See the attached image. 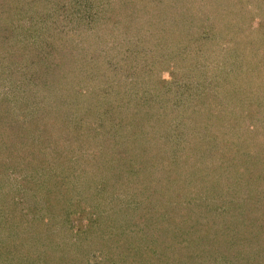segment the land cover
I'll use <instances>...</instances> for the list:
<instances>
[{"label": "rangeland", "instance_id": "1", "mask_svg": "<svg viewBox=\"0 0 264 264\" xmlns=\"http://www.w3.org/2000/svg\"><path fill=\"white\" fill-rule=\"evenodd\" d=\"M20 1L25 4V10L22 13L18 9ZM96 1L98 4L101 3V6L111 3L108 4L111 5V11L121 10V12L117 20H113L118 22L116 34L110 31L113 24L109 17L97 22L99 23L97 34L93 36L94 41L88 49L87 39L83 37L88 29L87 20L80 19V9L82 5L93 4L94 6L97 4ZM186 1L188 3H185L191 7L190 15L193 12L198 18L197 25L194 31L183 33L181 40L177 38L174 40L173 36L172 39L168 38L171 35L167 32L168 30L156 32L142 19H140L141 22L130 19L132 15L127 12V7L141 4L139 0H126L125 3L122 0H92L93 3L90 0H84L81 4L80 0H49L48 3L45 0H0V10H7V12H0V20H2L0 35L7 36L5 33L12 35L11 41L8 37L2 40L3 36L2 38L0 36V73L3 75V83H6L5 77L10 67L14 68V72L16 71L14 76L8 75L12 79L16 76L12 85L6 86L7 88L3 86L4 84L2 85L4 88L0 86V96H3L8 88L17 89L25 97L30 96L32 90H36L29 82L27 75L31 69L29 66L31 56L23 60V63L20 57V51L29 52L28 47L31 46L27 43L29 41L42 52L43 58L52 61L58 53L56 47L67 40L72 47V50L67 52H73L71 57L75 54L81 55V64H86L85 68L90 69L94 74L91 80L88 76L81 79L73 91L64 86L62 89L61 84L57 83V89H59L49 88L47 93L50 97L45 96L46 102L52 103L54 111L65 109V112L75 114L72 115L74 119L70 125L72 130L74 124L80 125L83 121L92 127L83 136L71 133L70 143L74 147L72 151L74 153H68L67 150L71 145H66L63 158L57 156L59 153L55 146L47 148L50 154L45 155L43 151L31 154L28 151L30 147L27 145L23 153L29 155V159H33L32 166L27 167L24 161L16 164L14 156L13 164L10 162L11 158L6 165L3 164L2 168L8 172L1 173L3 169L0 170V185L3 186V189H0V252L3 255L9 252L11 258L6 264H16L21 261L37 264L36 262L43 257L46 258L47 253L48 257L52 253L55 260H61L64 257L61 251H66L67 253H64L68 254L69 247L73 253L80 251L82 241L77 240L74 232L71 233V221H68L75 212L88 214L85 220L91 217L96 218L105 228L111 226L107 229V231L110 230L108 231L110 238L97 239L93 246L95 250L99 247L97 251L100 255L103 254L107 261L112 259L110 248L106 247L113 244L114 236L123 238L126 235H132L130 228L123 232L122 227L133 224L129 216L132 208L141 209L135 189L137 182H148L145 171L140 167L141 157L138 158L137 163H133L135 158L130 152L140 153L150 144L156 148L159 136L162 141L159 142L161 147L158 149L162 151L163 147L170 142L168 149L162 152L170 153L177 158L175 164L173 161L170 163V169L178 168V172L175 173L178 181L173 180L168 184L169 192L167 191L166 194L171 197L170 203H180L182 208L189 205L192 211L205 216V221L215 219V224L222 229L220 231L235 234L239 233V226L234 224L236 218L232 215L241 209L242 202L247 205L251 198L258 210L257 225L264 229V81L257 79V81L244 82L240 85L238 80L248 76L247 66L252 61L260 68L264 65V0ZM60 3L63 4L62 13L53 12L57 7L53 9L51 6L54 4L58 6ZM42 13L50 17L47 16L48 18H41V20L39 16ZM67 13H69L66 20L68 23L62 20ZM55 21L56 23L53 24ZM104 23H107L106 27ZM10 25L14 26L8 27ZM65 25L67 28L78 29L80 33L82 30L84 32L79 35L80 37L71 39V34L65 35L62 31ZM127 26L132 30L130 31ZM126 29L130 33L126 34ZM106 31H110V34L104 35L103 38L102 35ZM48 33L51 34L48 35ZM53 36L55 40L51 39ZM48 44L54 46L53 50L48 49ZM33 50L29 53L34 54ZM90 52L95 59H91ZM107 62L115 65L117 70L114 77L121 79V83L123 81V88H119L118 81L111 83L110 87H105V84L110 81L105 80V75L112 78L109 72L112 64ZM19 63L23 64V69H20ZM89 65L95 67V70ZM63 67L67 68L65 65ZM22 71H25L26 75H22ZM62 72H64L63 68ZM126 77L130 78L129 83H126ZM198 90L205 91V95L207 93L213 95L211 99L207 98L211 101L210 103L203 100L202 102L205 103L200 104L197 110L200 114L204 110L212 113L211 116L215 118L213 122L216 124L210 132L207 131L209 137L211 134L215 140L212 141L211 148L205 149L204 153L210 151L212 153L216 150H221L228 156L235 153L234 165L239 170H234L235 175L232 174V178L234 177V181H241V184L231 191L233 195L231 199H228L226 195L215 197L214 187L205 177L199 178L195 174L193 163L186 169L182 167V154L191 151L190 139L194 131L191 123L186 128L182 124L179 125L178 132L169 128V131L162 133L167 122L164 124V121H161L157 126L156 120L148 121L142 117L126 126L122 125L120 127L122 131L119 132L113 129L112 121L109 119L113 113L122 110L123 105L120 103L127 95L126 98L130 97L133 104L138 102L140 110L145 106L148 107V113L152 114L155 111V104H158L163 106V120H172L173 124L181 123L178 121L190 120L187 113L179 116L172 115L174 117L170 115L177 94L180 92L186 97L188 93ZM35 92L41 94L43 91ZM37 97L41 98L40 95ZM41 100L39 102L42 106ZM109 107L112 108L108 114L106 109ZM103 115L109 116L103 118ZM128 115L126 121H129L133 113L129 112ZM93 117L95 120L92 119ZM207 122H209L208 118ZM208 125L209 123L205 131L209 129ZM3 127V129L6 128ZM150 137L153 139L150 140ZM79 141L83 142L79 143ZM7 143L2 145L7 147ZM78 143L79 146H77ZM96 150L98 153L100 151L97 161L90 160V156L95 155ZM83 151L88 156L83 154ZM127 151L129 154L126 153ZM198 153L200 156L201 149ZM125 158L129 159L128 162L131 164L129 166L133 171L141 173L137 179L133 178L131 173L128 174L129 166L126 168L128 162ZM183 172H189L188 180L184 183L182 182ZM24 182L28 184V188L22 186ZM153 186L151 184L150 187L158 192V187ZM145 192L147 196V191ZM202 201H205L208 207L202 206L200 203ZM204 207L206 210L203 209ZM145 210L143 214L147 215ZM152 210H158V204L155 202L152 204ZM241 215L243 216L244 212ZM239 220L242 221L243 217ZM51 221H53L52 227L48 225L50 228L45 229V226H42L44 222L47 224ZM246 222L244 216V223ZM53 225H58L56 226L57 235L51 232L53 228L54 230L56 228ZM159 227L161 231L158 232L162 234L159 241L166 235V231L167 235H174L172 230L162 229L161 225ZM192 232L191 236L185 234L184 237L193 236L197 239L195 244L179 247L181 241L178 243V254H180L178 258L184 261L182 264H221L222 257L218 256L215 247L199 244L204 233L194 230ZM101 233H103L102 237L105 236L104 232ZM260 237L257 241L251 237V234L249 240L243 234L234 236L238 245H243V249L249 252V257H256L248 264H264V234ZM165 240L168 242L169 238ZM73 245L75 246L72 247ZM101 246L105 248L102 249ZM141 246L140 254H143L144 245L141 244ZM81 255L83 257L76 258L78 264H84V262L96 264L99 260H105L103 256L96 258L94 255H87V251ZM229 261L233 264L231 259ZM62 262L67 264L65 258ZM52 264L55 263L52 262Z\"/></svg>", "mask_w": 264, "mask_h": 264}, {"label": "trees", "instance_id": "2", "mask_svg": "<svg viewBox=\"0 0 264 264\" xmlns=\"http://www.w3.org/2000/svg\"><path fill=\"white\" fill-rule=\"evenodd\" d=\"M83 1L84 0H80V4ZM122 1L123 3L126 2V0H122ZM132 1H135V0H132ZM139 1L141 4L131 5L127 7L128 8L127 12H129V14L132 15L130 19L139 20L140 22H141L140 19H142L143 21L147 22L152 27V29L156 32H161L162 30L163 31L168 30L167 32L171 34L168 36V38L170 39L175 37L173 38L174 40H177V39L181 40L184 36L183 33H187V31H190V30L194 31L196 28L198 18H196L197 16H195L193 12H191V15H190L189 12L191 10V7L187 5L188 2L186 0H139ZM45 2L48 3L49 0H45ZM90 2L93 3L92 0H90ZM22 3L23 2L21 1L18 2V9H19V12L21 13L25 10L24 8L25 4H22ZM108 4H111V3H108ZM108 4L101 6V3L98 4L97 2V4L94 6L93 4H89L88 6L82 5V9H80L81 10L80 19L82 18V20H85V19L87 20L86 27L88 29H86L85 36L83 37L87 39L86 47L88 49H90V46L94 41L93 36L97 34V29H98V24H99L97 22L100 21L101 19L109 17V20L111 19L112 24H113L112 29H110V31L113 34L117 33L115 29H118L117 28L118 22H115L113 20H117L116 18L119 16L121 10L119 12H114L113 10L111 11V5H108ZM51 8L53 9L56 8L53 11L55 13H59V12L62 13L63 4L60 3L58 4V6L57 4H54L51 6ZM18 9L16 8L17 12H18ZM108 9H110L111 12ZM0 12H7V10L2 9L0 10ZM47 16L48 14L42 13L39 16V18L41 19V18L50 17V16L48 17ZM68 16H69V13H67L64 19H62L66 23H68L66 21L68 19ZM207 18H209V16H207ZM46 20L47 19H45V21ZM1 21L2 20H0V22ZM8 22H11V21H8ZM30 23L32 24V21H30ZM55 23L56 21L53 22V24ZM104 25L106 27L107 23H104ZM13 26L14 25H10L8 27H13ZM127 27L130 31L132 30L131 27L129 26ZM43 29L45 30L44 27ZM0 30L2 31L1 26H0ZM129 30L126 29L125 33L126 34L130 33ZM62 31H64L65 35L71 34L72 35L70 37L71 39L76 38V36L80 37L79 35H82V32H84L82 30L80 33L78 32V29H75L74 27L67 28L66 25L63 26ZM110 31L104 32L102 37L104 38V35H109ZM50 34L51 33H48V35ZM5 35L7 36H4L2 34L0 35L1 38L3 36L2 40L8 37L9 40L11 41L10 37L12 35L10 36L9 34H6V33ZM51 39L55 40V37L53 36ZM88 39H92V41H88ZM15 41L17 40L15 39ZM18 41L20 42V40ZM27 43L31 45L30 47H28L30 49L28 51L30 52L32 49H34L33 50L34 54H30L29 52L24 50L25 53L23 51H20V55H21L20 57L22 60L21 62L23 63L24 62L23 60L27 59L28 56H31V59H30L31 64H29V66H31V69L27 73V75L29 77V82L32 84V86L36 90H32L31 92L29 91L31 95L28 97H25L17 89L8 88L6 89L5 94L3 96H0V143L4 140L0 144V170L3 169L2 168L3 164L6 165V162L10 158H11L10 162L12 164L15 162L14 160L16 158V164H18L19 161H24L26 162L27 167L32 166L34 164L33 159H29L30 156L23 153L27 145L30 147L28 151L31 154H34L35 152L43 151L45 155L50 154L47 150L48 147L55 146L59 153L57 156H59L60 158L61 157L63 158L64 151H65L64 148L66 147V145H71L70 143V139L72 137L71 133H73V135L80 134L83 136L85 132H87L89 129H92L91 126L87 125L89 123H84L85 121H83V123H81L80 125L74 124V128L72 130V127H70V125L73 122L72 119H74L72 118L73 117L72 115H75V114L65 112L64 111L65 109H61L60 111L56 112V110L54 111V109L52 108L53 107L52 103L48 104L45 100L46 99L45 96L50 97V94L47 93V90L53 87L57 89V86H58L57 83L61 84L60 88L63 89V86H64V87H67L68 90L72 89L73 91L74 90L73 88H75V86L79 84L81 79H83L84 77L88 76L90 80L94 78L93 72H91L90 69L87 70L85 68L86 64L84 65L83 63L81 64V60H80L81 55L75 54L76 56L74 55L71 57V55H73V52H70V53L68 52L72 50V47L69 44L70 42L65 40L59 43V46L56 47V50L58 51V53H56V55L52 58V61L51 59L50 61H47L46 58H43L42 52H40L37 48H35V46H33L34 44H32L31 41ZM53 48L54 46L49 45L48 49L53 50ZM90 56L92 60L95 59V58H92L91 52H90ZM72 58H74L76 61L73 60ZM60 60H61V63H60ZM63 61H65L64 64H62ZM252 62L249 63L247 66V69L249 72L247 73L248 76L242 79L243 81L241 80V78H238V80L240 81L239 82L240 85L244 84V82L257 81V79L264 81V65H262L260 68L258 65H254ZM19 64H20L19 66L20 69H23L24 68L23 64L21 63ZM32 64L34 66H32ZM107 64L111 65L112 63L107 62ZM63 65H65L67 68L63 67ZM89 66L95 70V67L91 65ZM62 68L64 69V72H62ZM116 70L117 69L115 65L112 64L111 68L109 69V72L112 74V78L109 75L108 76L105 75L106 76L105 80H110L105 84L106 88L110 87L109 85L113 83L114 81H118L119 83L118 86H120L119 87L120 89L123 88L122 87L123 81L121 83V79L114 77V73L116 72ZM15 73L16 71L14 72V68L10 67L6 75L7 77H5L6 83H3L2 81L3 75L2 73H0V86H2L3 84H4L3 85L4 87L12 85L15 82L14 80H16L15 79L16 76L14 79H12L8 75L14 76ZM22 75H26V72L22 71ZM129 80L130 78L126 77V83H129ZM163 82H168V81L163 80ZM3 86L2 88H4ZM18 86L19 84L17 85V87ZM35 91H43V92H41L40 94ZM205 93H206L205 91L202 92L201 90H198L196 92L192 91L190 94L188 93V96L186 97L180 92L177 94L175 103L172 104L173 107H171L172 109L170 111L171 112L170 115L176 116L178 114L179 116L181 114L187 113V116L190 118V120L182 119V121H178L181 123L173 124L172 120L171 121H169V119L163 120L162 118L163 106L161 105L159 106L158 104H155L154 110L156 112L154 111L152 112V114L148 113L149 112V110H147L148 107L144 106V108L140 110V106L138 105V102L133 104L130 97L126 98L127 95L122 100L123 102L120 103L121 105H123L122 110L116 113H113L111 116L103 115V118L104 117L108 118L107 116H109V119L112 121L113 129L115 131L118 130L119 132L122 131L120 130V127L122 125L126 126V124H130L131 122L133 123L135 120L141 119L142 117L145 119H148V121L156 120L155 123L157 124V126L160 125L161 121H164L163 122L164 124H166L167 122L166 126L163 127L164 132L162 133H166L167 131H169V128H172L174 129L175 132H178L179 125L182 124L183 127L186 128L191 123L192 127H194L192 128V130H194L196 133L194 134V131H193L191 134L192 136V138L190 139V141H192L191 142L192 144L190 147L191 151L187 153L184 152V154H182V159H183L182 167L186 169L188 165L191 166V163H193V166H194L193 170L195 174L198 175L199 178L205 177V179H207V182H209L214 187L215 191L213 195L215 197H221L222 195H226L228 199H231V197L233 196L231 191L234 190V188L237 185L241 184V181H238V180L234 181V177L232 178V174L235 175L234 170H239L234 165V160H235L234 154L235 153L230 156L224 154L221 150H216L212 153H210L211 151L208 153L206 152L207 155L206 153H204L208 148H211V144L215 140L214 137H211V134L209 137V133L207 131L210 132V129H213V127L216 125L215 122H213L215 118L211 116L212 113H210L209 111H205V110L201 114L198 113L197 109L200 106V104H204L205 102L207 103L211 102L208 99H211V96L213 95L210 93H207L205 95ZM10 95H13V97H10ZM39 95L41 98L37 97ZM39 100L42 101V106H45L46 104L48 105L42 108ZM203 100H206V101L202 102ZM156 103H158V101ZM149 104L152 105L153 103H149ZM21 106H24V107H21ZM40 106H41V109H40ZM110 108L112 107H109L106 109L108 110V114H109ZM129 112H132L134 117L131 116L128 119L129 121H126V119L129 117L128 115ZM214 114H217V113L214 112ZM84 118H87V117L84 116ZM166 118H169V117L166 116ZM207 118L209 122H207ZM92 119L95 120L94 117ZM208 123H209L208 125L209 129L205 131L204 129L206 128V125ZM3 126H5L6 128L3 129L4 128ZM151 130H153V128ZM160 137L161 136L157 137L158 139L156 141V145H157L156 148L155 147L153 148L152 144H150L147 147H145L143 151H141L140 153L134 154V152L132 151L130 152L133 154L131 156L135 158L133 160V163L135 162L137 163L138 158L140 157L141 159H143V160L139 159L140 167L142 170L145 171L147 181H148L147 183L143 182L145 184H143L142 182H137L135 189H136V194L138 195V200L140 201V204H141L140 205L141 209L134 208L135 209L134 210L132 208L131 215L129 214V216H130V219H132L133 224L131 226L127 224V226L122 227L123 232L128 231L130 228L131 229L130 232L132 233V235L131 236L126 235L127 237L124 236L123 238L121 237L119 238V236H114L113 244L111 243L108 247H106V248H110L111 252L110 251L109 252L112 255V257L110 256L112 259H109L107 261L105 257L103 256V254L101 253L102 255H100L99 252L97 251L99 247L96 245L98 249L95 250L93 244L94 242H96L97 239H101V240L102 239L104 240L105 238L109 239L110 237L108 235V231L110 230L107 231V229H109L111 226L109 225L107 228H105L104 226H102V223L96 218L91 217L89 220H85V217L89 216L88 214H82V213L79 214V212H75L74 214L71 215L72 219L70 218L68 221L69 222L71 221V226H72L71 233L74 232L77 236V240L81 239L82 243L80 246V251H76L75 253L71 251L70 249L71 247H69L68 254H65L67 253L66 251H64L65 253L63 252V250L61 251V253H63L64 255L63 259L65 258V262L67 264H78L76 262V258L83 257V255L81 254L83 253L85 254L86 251H87V255H94L96 258H100L102 256L104 257L105 260H99L98 263L96 264H182L184 263V261L178 258V255H180L178 254L179 247L181 245L188 247V245L195 244L197 241V239L194 238L193 236H192L193 238L192 237L189 238L186 236H185L186 238L184 237L185 234L191 236V234L193 233L192 230L199 231L202 234L204 233L203 234L204 236L201 239V242H199V244L201 245L205 244V245L215 247L216 248L215 250L219 254L218 256L221 255L222 257L221 264H232L229 261L230 259L233 261V264L237 262L238 264H248L250 263L251 259L256 258V257H249L248 256L249 252L243 249V245L241 244L238 245V242L234 238L235 234L236 235L243 234L249 240L250 234H251V237L257 239L258 241V239L261 238L260 235L262 236V234H264V229L260 228L257 225L258 210L256 209V206H254L255 204L252 202V199L251 198L249 199V202L247 203V205L244 202H242L241 209H239L237 213L232 215L233 217L236 218V222L234 224L236 225L238 224L239 226L238 227L239 233H235V234L233 233L234 235L229 234L227 232L220 231L222 229L220 228V226L215 224L214 222L215 219L212 218L211 220L208 219L205 221L206 219L205 216L198 215L197 213L192 211L193 209H191L189 205L188 206L186 205V207L182 208L183 206H181L180 203H176V202L170 203L171 197L168 194H166L167 191L169 190L168 184L170 183V181H173V180L178 181V176L177 174H175L178 172L177 171L178 168L176 169L171 168L172 169L171 171L170 163L173 161V164H175L177 161V158H175L170 153L165 154L164 152H162L164 151V149H168L170 142L166 144V146L163 147L162 151L158 149V147H161L159 142L162 141V139ZM151 139L153 138L150 137V140ZM5 142H8L7 147L2 145ZM76 142H78V140ZM81 142L83 141H79V143ZM79 143L77 144V146H79ZM200 149L202 153L199 156L198 151H200ZM67 151L68 153L69 152L74 153L72 152L74 151V147L71 145V147L68 148ZM128 151L126 153H128ZM97 153H98V150L94 152L95 155H91L90 156L91 158L89 157L88 158L90 160L93 159L97 161V157L100 151L98 154ZM83 154H85V151H83ZM85 155L88 156V154H85ZM160 157H161V160H159ZM41 160H43V158H41ZM125 160L128 162L129 159L125 158ZM83 163L86 164V162H83ZM129 165L131 164L128 162V165H126V168H128ZM128 170H129L128 174L130 175L131 173L132 177L135 179H137L138 175L141 174L140 172L133 171L131 166H129ZM6 171L7 170L3 169L1 173H7L8 171L7 172ZM188 176H189V172H183V178H182L183 183L188 180ZM121 178H123V176ZM23 184L22 186H25L26 188L29 187L28 184H26L25 182ZM151 184H153L155 187H158L157 188L158 192H155V190L152 187H150ZM13 187L15 186L13 185ZM0 189L2 190L3 186L0 185ZM145 191H147V196L146 194H144L146 193ZM153 202L158 204V210H152ZM200 203L202 204V206L208 207V205H205V201H202ZM203 209H205V207ZM144 210L146 211L145 213L147 215L143 214ZM243 212H244V215L242 216L241 213ZM201 213H203V211H201ZM244 216L246 217V220H247L246 223H244ZM240 217H243L242 221L239 220ZM52 223L53 221L47 224H45L44 222L42 226H45V229L46 227L50 228L52 227L51 226ZM160 225L162 226V229L172 230L174 232V235L173 236L167 235L168 232L166 231V235L162 237L159 241V238L162 235L161 232L160 233L158 232V231H161L159 229L161 228L159 227ZM193 228H195L196 230ZM56 229L57 227L55 228V230L54 228L53 230L51 229L52 230L51 232H54L57 235L58 232L56 231ZM101 232H104L105 236L102 237L103 233ZM166 238H169L168 242L165 240ZM180 241H181V244L178 247V243ZM141 244L144 245V249H145V251H143V254L142 253L140 254V252H142V246L140 247ZM75 245H73L72 247H74ZM82 246H84L85 248H83ZM101 247L102 249L105 248V246H101ZM51 254H50V257H48V253H47L46 258L43 257L40 261L36 263L37 264H52V262H54L55 264H63L62 258L61 260H55V257H52ZM194 258H197V257H194ZM8 260H11L9 256V252L5 253V255H3L0 252V264H6ZM24 263L30 264L27 261L26 262L21 261L16 264H24ZM84 264L86 263L84 262Z\"/></svg>", "mask_w": 264, "mask_h": 264}]
</instances>
